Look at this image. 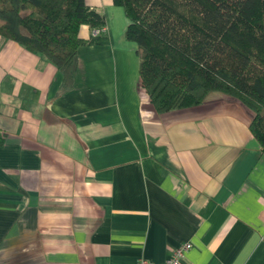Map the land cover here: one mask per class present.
Instances as JSON below:
<instances>
[{
    "label": "crops",
    "instance_id": "0c3cea01",
    "mask_svg": "<svg viewBox=\"0 0 264 264\" xmlns=\"http://www.w3.org/2000/svg\"><path fill=\"white\" fill-rule=\"evenodd\" d=\"M74 84L0 36V264H264V153L253 112L219 91L159 113L112 0ZM91 28L82 25L87 39Z\"/></svg>",
    "mask_w": 264,
    "mask_h": 264
},
{
    "label": "trees",
    "instance_id": "16d2710c",
    "mask_svg": "<svg viewBox=\"0 0 264 264\" xmlns=\"http://www.w3.org/2000/svg\"><path fill=\"white\" fill-rule=\"evenodd\" d=\"M137 45L140 86L159 112L201 104L207 93L230 95L253 112L249 128L264 153V0H112ZM85 0H0V36L45 56L74 84L78 49L104 36Z\"/></svg>",
    "mask_w": 264,
    "mask_h": 264
},
{
    "label": "built area",
    "instance_id": "2783aa9c",
    "mask_svg": "<svg viewBox=\"0 0 264 264\" xmlns=\"http://www.w3.org/2000/svg\"><path fill=\"white\" fill-rule=\"evenodd\" d=\"M105 33V27H95L91 29V35L94 37L103 35ZM191 247L189 242H184L179 244L172 253L165 259L163 264H179L181 259L183 258L185 252ZM136 264H151L145 258H139L136 261Z\"/></svg>",
    "mask_w": 264,
    "mask_h": 264
}]
</instances>
